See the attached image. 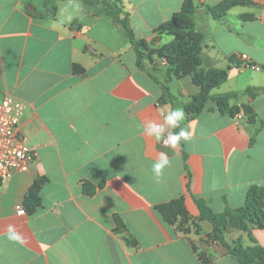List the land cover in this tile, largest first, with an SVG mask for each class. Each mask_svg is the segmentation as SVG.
Returning <instances> with one entry per match:
<instances>
[{
	"label": "crops",
	"instance_id": "0c3cea01",
	"mask_svg": "<svg viewBox=\"0 0 264 264\" xmlns=\"http://www.w3.org/2000/svg\"><path fill=\"white\" fill-rule=\"evenodd\" d=\"M120 1L134 38L150 40L185 0ZM190 1L203 57L227 71L211 94L264 87L262 70L229 61L245 54L264 65V0ZM230 1L216 15L205 10ZM34 7L43 17L27 15L23 0H0V97L7 92L24 102L20 133L36 153L26 171L0 186V264H237L222 246L205 241L212 226L199 219L195 200L220 213L243 206L251 187L264 189V93L232 100L252 108L254 124L208 102L178 127L191 138L166 146L142 126L163 123L172 109L184 112L199 92L190 77L166 81L138 69L124 30L77 0L56 2L55 12ZM172 40L162 34L156 46ZM73 65L83 72L74 73ZM161 152L170 164L157 178L151 166ZM37 179L44 180L39 205L29 211L24 199ZM180 197L188 219L183 232L155 210ZM19 205L24 215L16 214ZM114 216L134 246L115 233ZM9 226L19 239L9 238ZM227 236L264 249V228Z\"/></svg>",
	"mask_w": 264,
	"mask_h": 264
},
{
	"label": "trees",
	"instance_id": "16d2710c",
	"mask_svg": "<svg viewBox=\"0 0 264 264\" xmlns=\"http://www.w3.org/2000/svg\"><path fill=\"white\" fill-rule=\"evenodd\" d=\"M58 1L69 0H23L24 11L32 18H41L43 17L41 10H35L34 4L49 5L50 10L55 12V3ZM77 1L93 16L109 17L123 28L135 54L138 69L149 73H159L166 81H170L172 77L177 79L190 77L192 83L199 88V92L184 107L187 118H194L205 108L208 102H213L221 114L235 117L236 114L242 113L248 124L255 123L256 115L253 113L252 108L247 104H242L240 107L234 106L232 100L239 99L242 96L253 99L264 93V87H249L239 93L211 94L213 89L226 81L227 71L214 68L212 63L203 57L204 36L195 31V7L190 0H185L179 12L174 13L170 20L155 29L150 40H137L134 38L129 25V13L123 9L120 0ZM232 3V1L224 2L215 8L207 7L205 10L207 13L216 15L214 13L228 8ZM162 34L172 35L173 40L169 44L157 47L158 36ZM155 60L165 61L163 68L157 65ZM236 60V56L229 57L230 62ZM260 67L264 72V65ZM73 72L82 73L83 69L78 65H73ZM173 132H178V127ZM43 181V179L34 181L24 199V206L29 211L39 205L37 194ZM83 188L87 194L91 195L93 193L87 184H84ZM263 202L264 189L258 187H251L248 190L243 206L235 209L226 206L220 213L213 212L204 200H195L199 219L207 221L212 226V231L206 236L205 241L208 244L215 243L222 246L236 260L237 264H264V249L252 239L250 240L251 246L244 248L241 238L230 240L226 238L231 231L248 233L251 227L263 229ZM155 210L167 224L175 226L177 231L183 232L185 230L188 219L184 212L183 197L158 204L155 206ZM114 222L116 225L115 233L121 235L127 245L134 246L136 244L135 240L127 234L125 226L117 216H114Z\"/></svg>",
	"mask_w": 264,
	"mask_h": 264
},
{
	"label": "built area",
	"instance_id": "2783aa9c",
	"mask_svg": "<svg viewBox=\"0 0 264 264\" xmlns=\"http://www.w3.org/2000/svg\"><path fill=\"white\" fill-rule=\"evenodd\" d=\"M237 61L245 68L261 70L251 63L245 54L237 56ZM164 65L165 61H158ZM25 109L24 102L5 92L0 97V186L2 181L15 172H24L29 163L36 160V153L21 136V119ZM237 120H245L242 113L235 115ZM17 215H24L22 205L15 208Z\"/></svg>",
	"mask_w": 264,
	"mask_h": 264
},
{
	"label": "clouds",
	"instance_id": "9594fccd",
	"mask_svg": "<svg viewBox=\"0 0 264 264\" xmlns=\"http://www.w3.org/2000/svg\"><path fill=\"white\" fill-rule=\"evenodd\" d=\"M185 118V113L182 109L176 108L167 112L164 116L163 123H156L154 121H148L142 126V131L154 137L158 141H162L164 145L175 148L181 139L187 141L191 138V133L184 128H180L179 132H173L171 129L180 127L181 121ZM170 164V159L167 153L161 152L159 158L151 166V170L154 175L159 178L162 175V171ZM9 238L19 239L18 234L12 226H9Z\"/></svg>",
	"mask_w": 264,
	"mask_h": 264
},
{
	"label": "rangeland",
	"instance_id": "374dc122",
	"mask_svg": "<svg viewBox=\"0 0 264 264\" xmlns=\"http://www.w3.org/2000/svg\"><path fill=\"white\" fill-rule=\"evenodd\" d=\"M105 19H106V20H109V22H113L112 19L109 18V17H105ZM116 28L119 29L121 33H123V28H122V27H120L119 25H117ZM160 66H162V68H163V65H160ZM231 234H232V233H231ZM227 235H228V234H227ZM231 236H232V235H231ZM231 236H227V239L230 240V239H231Z\"/></svg>",
	"mask_w": 264,
	"mask_h": 264
}]
</instances>
